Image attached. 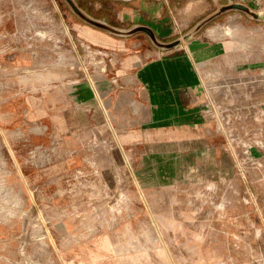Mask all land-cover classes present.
<instances>
[{
    "label": "rangeland",
    "instance_id": "1",
    "mask_svg": "<svg viewBox=\"0 0 264 264\" xmlns=\"http://www.w3.org/2000/svg\"><path fill=\"white\" fill-rule=\"evenodd\" d=\"M77 1L163 40L217 9ZM0 264H264V23L230 12L160 50L0 0Z\"/></svg>",
    "mask_w": 264,
    "mask_h": 264
},
{
    "label": "water",
    "instance_id": "2",
    "mask_svg": "<svg viewBox=\"0 0 264 264\" xmlns=\"http://www.w3.org/2000/svg\"><path fill=\"white\" fill-rule=\"evenodd\" d=\"M69 6L70 10L82 21L87 24L105 30L112 35L119 37H130L137 33L146 34L153 45L160 50H171L173 48L180 47L184 43L192 42L195 36L200 33L208 24L218 19L219 17L234 11H238L247 15L250 19L264 23V10L256 9L252 5L240 2L229 1L227 3H221L215 0L217 9L207 16L203 17L196 23L190 30L171 40H163L159 37L156 31L146 24H134L128 28L119 27L113 25L106 20L94 17L88 13L77 0H64Z\"/></svg>",
    "mask_w": 264,
    "mask_h": 264
},
{
    "label": "bare ground",
    "instance_id": "3",
    "mask_svg": "<svg viewBox=\"0 0 264 264\" xmlns=\"http://www.w3.org/2000/svg\"><path fill=\"white\" fill-rule=\"evenodd\" d=\"M204 8L205 7H204L202 0H191L185 7V11L186 13H188L189 17H191V16H195L196 14L202 12Z\"/></svg>",
    "mask_w": 264,
    "mask_h": 264
},
{
    "label": "crops",
    "instance_id": "4",
    "mask_svg": "<svg viewBox=\"0 0 264 264\" xmlns=\"http://www.w3.org/2000/svg\"><path fill=\"white\" fill-rule=\"evenodd\" d=\"M189 43H191V42H189ZM232 44H233L232 46H234V47L236 46V44H234V43H232ZM158 65L159 64L157 62H151V63L146 64V68H149V71H152L153 69L155 71V69H157ZM154 67H156V68H154Z\"/></svg>",
    "mask_w": 264,
    "mask_h": 264
}]
</instances>
